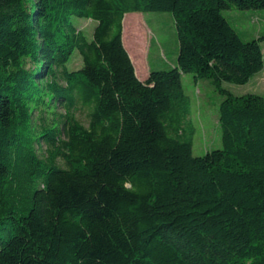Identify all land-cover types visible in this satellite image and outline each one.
<instances>
[{"label": "trees", "instance_id": "trees-1", "mask_svg": "<svg viewBox=\"0 0 264 264\" xmlns=\"http://www.w3.org/2000/svg\"><path fill=\"white\" fill-rule=\"evenodd\" d=\"M231 7L264 0H0V264H264V98L222 85L263 68L264 34ZM134 11L170 12L179 44L143 79ZM189 72L224 95L203 155Z\"/></svg>", "mask_w": 264, "mask_h": 264}, {"label": "rangeland", "instance_id": "rangeland-1", "mask_svg": "<svg viewBox=\"0 0 264 264\" xmlns=\"http://www.w3.org/2000/svg\"><path fill=\"white\" fill-rule=\"evenodd\" d=\"M223 13L242 39L249 40L264 34V8L241 10L231 7ZM126 15L128 22L125 29L123 24L122 37L134 56L138 75L145 77L151 68H166L173 64L179 48L173 15L161 11L128 12L124 18ZM73 21L88 35L95 26V21L87 18L73 17ZM260 44L264 55V39ZM80 64L81 59L76 55L70 66L76 68ZM182 84L191 98L190 117L195 126L193 154L203 155L222 147L219 107L224 95L210 79L194 81L191 72L183 74ZM222 85L236 95L255 93L264 98V66L246 83L223 81Z\"/></svg>", "mask_w": 264, "mask_h": 264}, {"label": "crops", "instance_id": "crops-1", "mask_svg": "<svg viewBox=\"0 0 264 264\" xmlns=\"http://www.w3.org/2000/svg\"><path fill=\"white\" fill-rule=\"evenodd\" d=\"M123 20H124V19H123ZM123 42H124V41H123ZM148 73H149V72H148ZM138 77L141 78V79H143V78H145L146 76H145V77H141V76L138 75Z\"/></svg>", "mask_w": 264, "mask_h": 264}]
</instances>
